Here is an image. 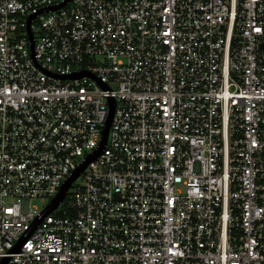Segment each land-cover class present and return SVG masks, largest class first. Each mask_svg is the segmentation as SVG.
I'll use <instances>...</instances> for the list:
<instances>
[{
	"label": "built area",
	"instance_id": "1",
	"mask_svg": "<svg viewBox=\"0 0 264 264\" xmlns=\"http://www.w3.org/2000/svg\"><path fill=\"white\" fill-rule=\"evenodd\" d=\"M0 264H264V0H0Z\"/></svg>",
	"mask_w": 264,
	"mask_h": 264
},
{
	"label": "water",
	"instance_id": "2",
	"mask_svg": "<svg viewBox=\"0 0 264 264\" xmlns=\"http://www.w3.org/2000/svg\"><path fill=\"white\" fill-rule=\"evenodd\" d=\"M64 3H66V2H64ZM64 3H62L61 5H63ZM59 6L52 7V9L59 8ZM112 116H113V111H112V114H111L110 118L107 121L105 130H104V133H103V140H102V143H101L100 148L97 149L94 154L90 155L87 158V160L74 172L73 176H71V178L63 185V187H62L60 193L58 194V196H56L53 199L52 203L43 212V215L39 218V220L41 218H43V216H45L47 213L52 212L55 208L58 207V205L63 201V199H64V197L66 195V192H67L68 188L70 187L71 183L75 180V178H77L81 174V172L86 168V166L88 165V163L90 161L96 159L101 154V152L103 151V149H104V147H105V145L107 143L109 129H110L111 121H112Z\"/></svg>",
	"mask_w": 264,
	"mask_h": 264
},
{
	"label": "rangeland",
	"instance_id": "3",
	"mask_svg": "<svg viewBox=\"0 0 264 264\" xmlns=\"http://www.w3.org/2000/svg\"><path fill=\"white\" fill-rule=\"evenodd\" d=\"M81 182H82V178H79V179L76 181V184L81 183ZM35 203L38 204L39 206H42V205H43V203H40V202H38V201H35Z\"/></svg>",
	"mask_w": 264,
	"mask_h": 264
}]
</instances>
